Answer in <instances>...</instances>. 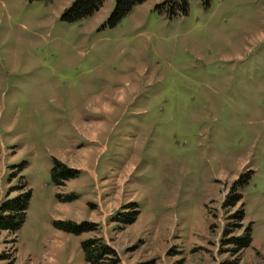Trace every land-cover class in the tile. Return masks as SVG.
I'll return each instance as SVG.
<instances>
[{
	"label": "rangeland",
	"instance_id": "obj_1",
	"mask_svg": "<svg viewBox=\"0 0 264 264\" xmlns=\"http://www.w3.org/2000/svg\"><path fill=\"white\" fill-rule=\"evenodd\" d=\"M168 1L110 26L115 0H0V205L30 194L0 264H90L91 239L102 264H264V0Z\"/></svg>",
	"mask_w": 264,
	"mask_h": 264
},
{
	"label": "trees",
	"instance_id": "obj_2",
	"mask_svg": "<svg viewBox=\"0 0 264 264\" xmlns=\"http://www.w3.org/2000/svg\"><path fill=\"white\" fill-rule=\"evenodd\" d=\"M115 8L111 13L108 24L110 26L116 25L125 15L130 12V10L137 4L142 3L145 0H115ZM209 4L210 0H202ZM104 0H75L70 8H68L62 18L65 21H76L83 19L87 16L92 15L97 10L100 9ZM187 3L188 0H178L177 2L168 1L165 4L168 5L169 10H174L177 6L183 14L187 11ZM164 4V5H165ZM77 173L76 170L68 168L63 163L55 160V167L52 169V180L59 185H63L64 181L75 176ZM30 194L27 193L25 195L19 196L14 201H4L0 205V232L3 231H12L15 232L21 226L25 213L27 211L29 205ZM237 200V197H233L230 202H226V204H232ZM237 202V201H236ZM226 204L224 205L226 207ZM137 212H133V216L129 219V223H132L136 219ZM232 218H242V212L239 210L232 215ZM60 228L65 231H70L73 233H81L87 229H91L94 227V224L89 222L82 223L80 225H76L74 223H62L59 222ZM228 230V229H227ZM250 229L247 228L245 230V234L242 238L240 237H229L226 239V245H232L235 251L243 250L245 246H247L250 242L249 237ZM228 234V231L225 232L224 236ZM82 247L85 251L86 259L90 264H102V259L107 257L108 255L114 254V251L108 247L106 244L102 245L99 243L98 239L88 240L82 243ZM231 249L232 252H234Z\"/></svg>",
	"mask_w": 264,
	"mask_h": 264
}]
</instances>
